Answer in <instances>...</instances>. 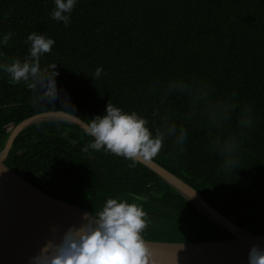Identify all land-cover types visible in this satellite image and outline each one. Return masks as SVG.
<instances>
[{"label":"trees","instance_id":"16d2710c","mask_svg":"<svg viewBox=\"0 0 264 264\" xmlns=\"http://www.w3.org/2000/svg\"><path fill=\"white\" fill-rule=\"evenodd\" d=\"M53 0H0V62L23 59L26 37L42 33L55 40L40 58L56 64L54 104L37 99L22 82L9 83L0 71V151L15 124L31 115L66 110L89 123L108 102L141 110L153 89L183 79L196 86L204 78L212 92L243 114L252 109L253 126L240 131L233 119L221 143L204 148L203 133L191 130L184 153L166 144L152 158L197 188L220 212L264 236V0H77L64 25L51 19ZM101 77H92L96 67ZM6 105V106H5ZM92 138L64 119L25 128L14 141L6 165L37 187L90 212L108 197L135 201L148 213L143 237L210 240L230 233L205 216L184 194L141 162L134 166L103 150L82 148ZM239 150L231 172L221 169L222 153Z\"/></svg>","mask_w":264,"mask_h":264},{"label":"clouds","instance_id":"9594fccd","mask_svg":"<svg viewBox=\"0 0 264 264\" xmlns=\"http://www.w3.org/2000/svg\"><path fill=\"white\" fill-rule=\"evenodd\" d=\"M53 3L51 19L68 25L77 0H53ZM7 41L8 35H4L0 46ZM25 43L28 44L27 55L23 59L0 62V71L8 75L9 83L22 82L40 101L54 104L62 95L63 104L66 99L71 106L67 93L58 89L56 64L44 68L40 65V58L52 50L55 40L31 32ZM101 75L102 68L98 66L92 77L97 79ZM197 83L199 86L183 79L169 81L166 86L148 93L141 110L126 111L108 102L103 114L92 117L83 129L92 139L82 151L103 150L131 161L130 166H134L141 159L156 157L166 144L184 153L193 128L202 131L207 151L221 143L234 145L235 137L222 140L224 129L234 113L237 129H250L254 124L252 109L245 108L243 114L236 112L233 104L212 92L211 81L201 78ZM222 155L221 169L231 172L239 163V150L228 147ZM127 195L130 200L108 197L100 209L83 213L78 226H69L58 239L45 241L28 258V264H151L150 250L143 237L148 213L142 204L135 202L144 197L134 193ZM247 259L248 264H264V247L252 245Z\"/></svg>","mask_w":264,"mask_h":264},{"label":"water","instance_id":"95a60500","mask_svg":"<svg viewBox=\"0 0 264 264\" xmlns=\"http://www.w3.org/2000/svg\"><path fill=\"white\" fill-rule=\"evenodd\" d=\"M6 106V105H5ZM48 119H64L83 129L87 122L66 110H50L24 118L14 125L0 151V264H28V258L47 240L81 223L82 206L37 187L6 165L17 136L28 126ZM182 194L205 216L230 233L210 240H144L151 264H248L252 245L264 247V236L243 228L215 208L194 186L154 159L139 160ZM53 226L56 231L53 232Z\"/></svg>","mask_w":264,"mask_h":264}]
</instances>
